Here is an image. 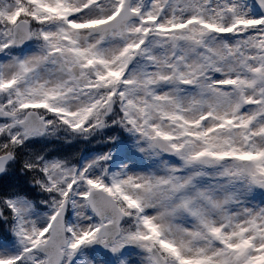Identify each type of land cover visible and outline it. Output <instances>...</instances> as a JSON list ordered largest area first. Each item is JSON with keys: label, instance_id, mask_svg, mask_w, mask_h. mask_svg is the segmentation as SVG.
Wrapping results in <instances>:
<instances>
[{"label": "snow or ice", "instance_id": "obj_1", "mask_svg": "<svg viewBox=\"0 0 264 264\" xmlns=\"http://www.w3.org/2000/svg\"><path fill=\"white\" fill-rule=\"evenodd\" d=\"M0 264H264V0H0Z\"/></svg>", "mask_w": 264, "mask_h": 264}]
</instances>
